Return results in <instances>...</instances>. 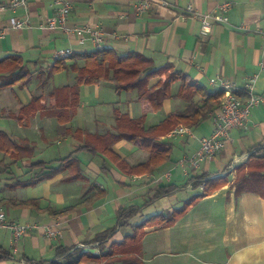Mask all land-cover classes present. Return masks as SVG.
Masks as SVG:
<instances>
[{"label": "crops", "instance_id": "crops-1", "mask_svg": "<svg viewBox=\"0 0 264 264\" xmlns=\"http://www.w3.org/2000/svg\"><path fill=\"white\" fill-rule=\"evenodd\" d=\"M8 1L0 0V60L18 54L40 75L52 65L59 49H95L89 38L80 41L76 34L40 26L54 14V0H27L25 6L15 8ZM69 1L68 24L100 27L104 32L102 46L119 54L140 52L155 66L171 62L209 89L216 88L214 82H233L244 99V84L259 70L264 37L258 30L264 29V0H231L226 22L214 24L207 34L200 32L199 21L186 7L190 4L216 13V6L224 0H168L171 7L156 5L142 14L135 13V0ZM17 18H27L26 25L11 27ZM75 83V72L66 68L45 82L35 79L33 88H0V132L20 145L7 154L0 150V202H13L3 205L10 219L35 225L15 243L7 230L0 229V246L11 255L0 264H26L24 258L53 259L61 249L83 245L111 228H115L113 238L119 242L150 215L170 213L187 198L198 195L207 178L231 173L237 160L256 149L264 150L263 102L251 107L246 127L232 129L225 147L199 161L198 166L180 159L192 155L199 148V138L211 132L210 118L192 128H197L195 137L162 135L161 144L171 146L170 159L152 171L130 172V167L149 159L147 151L123 137L110 146V154H93L78 149L82 145L79 139L84 138L80 130L114 132V109L134 119L143 115V124L149 127L181 110L183 102L165 99L160 110L144 112L135 91H116L109 82L80 84L75 113L60 123L51 114L54 107L49 93ZM92 88L96 89L95 99L84 101L83 95ZM97 89L104 94L100 96ZM254 92L264 95V70ZM39 95L44 97V108L19 120L20 108ZM68 155L78 160L80 178L61 172L33 185L12 187L18 180L29 181L32 163L43 160L57 165ZM169 184L175 186L170 194L153 199L158 187ZM27 200H36L37 207L18 205ZM64 209L68 210L64 214H51ZM122 209L129 213L120 220ZM49 226L60 235L46 237L44 230ZM143 232L138 255L146 264H264V198L255 192L236 197L234 187L225 183L204 194L172 224L146 225Z\"/></svg>", "mask_w": 264, "mask_h": 264}, {"label": "trees", "instance_id": "trees-1", "mask_svg": "<svg viewBox=\"0 0 264 264\" xmlns=\"http://www.w3.org/2000/svg\"><path fill=\"white\" fill-rule=\"evenodd\" d=\"M79 60H83L84 64L79 65ZM21 63L20 55H10L0 60V65L4 62ZM7 64V68L9 67ZM23 67V66H22ZM69 68L75 72L76 83L74 85H66L54 88L50 95V102L53 104L52 114L58 122L65 123L69 121L75 113L79 105L78 85L80 84H98L101 82H109L116 91L136 92V99L140 103L142 110L158 111L162 108L165 99H177L183 102L184 106L181 110L168 114L159 123L145 127L143 124V115L138 119L129 117L127 114L121 113L114 109V132H106L104 134H84L82 145L78 149L90 151L93 154L106 153L110 154V146L121 138H126L135 144L138 148L149 153V159L137 166L130 167L131 172L152 171L158 165L170 159L171 146L162 145L160 137L168 133L171 129L180 123L191 128L198 126L201 122L210 118V114L219 106L222 95L220 89H209L204 84L192 79L187 73L176 70L171 62H165L160 66H155L152 59L146 57L137 51H128L123 54L117 53L113 48L101 46L90 51L73 52L71 55L63 58H57L52 65L41 74V78L48 79L59 70ZM17 67H9V72L14 74L15 81H19L21 70L17 71ZM25 75V73H23ZM41 79V80H42ZM152 79H156L150 84ZM180 82L175 93H172L171 86L175 82ZM239 95V94H238ZM44 97L42 95L33 96L31 101L23 105L18 112V119H28L37 111L44 108L42 103ZM77 131V130H76ZM20 147L19 143L7 136L4 132H0V150L7 154L9 150ZM261 149L249 152L247 158L249 161L244 165L239 163V171L246 166L245 172L241 173L234 183V195L237 197L243 192H255L264 198V155H258ZM16 159V158H15ZM18 159V158H17ZM114 159L117 160L116 157ZM245 162V161H244ZM2 160H0V164ZM33 172L35 168L38 171L32 173L29 181H17L12 187L21 185H33L43 179L51 178L58 173L69 171L72 174L70 178H80L79 162L75 157L68 155L61 159L57 165L52 162L39 160L37 163L29 166ZM77 171V173H76ZM80 172V171H79ZM202 175L201 177H205ZM220 175L207 178L204 181L202 191L198 195L187 198L180 207L175 208L170 213H158L147 217L140 224L133 226L130 234L124 236L119 242L111 241L106 249L102 250V257L109 259L107 263L121 262V264H146L138 255L140 241L143 235V228L146 225L168 226L172 224L180 215L184 214L191 206H193L204 194L210 193L214 189L224 185L226 182L222 180ZM92 188L97 189L96 184ZM175 186L169 184L160 186L156 189L153 199L170 194ZM101 194V193H100ZM87 201V200H86ZM95 201V200H94ZM13 204L10 200H2L0 206ZM86 203V202H82ZM20 206L37 207L36 200H27L18 203ZM48 209V208H47ZM68 210L64 209L60 212H51L52 215H61ZM129 211L122 209L120 220L128 215ZM115 228L108 229L102 234L94 237L93 242L98 240V245L104 248V244L113 237ZM63 248L53 259H42L34 261L24 258L26 264H56L59 258L65 257L64 264H83L95 263L96 255L74 256L72 249ZM10 253L0 246V261L10 257Z\"/></svg>", "mask_w": 264, "mask_h": 264}, {"label": "built area", "instance_id": "built-area-1", "mask_svg": "<svg viewBox=\"0 0 264 264\" xmlns=\"http://www.w3.org/2000/svg\"><path fill=\"white\" fill-rule=\"evenodd\" d=\"M27 0H9L8 5L10 7L25 6ZM55 12L52 16L40 26L50 30H60L66 33L76 34L79 36V40L83 41L85 38H89L92 45L95 48H99L103 43V30L98 27H92L89 25H69L68 16L71 10V2L69 0H54L53 1ZM233 2L231 0H224L217 5L218 13L203 12L188 5L186 10L191 13L192 17L197 19L200 24V32L203 34L210 33L214 24L223 23L226 21L225 13L231 8ZM171 7V3L168 0H135L134 10L136 14H142L148 12L153 6ZM27 18L15 19L11 27L22 28L26 25ZM259 33L264 37V29H259ZM88 36V37H87ZM73 51L71 49H59L55 51L54 58H63L71 55ZM261 60L259 62V70L248 77L245 83V90L248 92V98L242 101L236 95L237 87L235 84L227 81H220L216 84L221 92V99L219 106L212 112L211 120L213 127L210 134L199 138V148L190 156L183 157L181 162H188L191 166H198L199 161L204 158L213 156L216 152L221 150L226 145V141L230 137L231 129L238 127L244 128L249 120V114L251 107L263 103L264 95H260L254 92L256 81L261 71L264 70V42L260 51ZM187 135L194 137V132L188 126L179 124L169 131L168 137H177ZM237 160L235 163H239ZM35 225L27 222H18L14 219H10L8 213L4 207H0V229L8 231L12 243L20 240L25 234L32 231ZM44 234L48 238H55L60 235V231L55 228L46 227Z\"/></svg>", "mask_w": 264, "mask_h": 264}, {"label": "rangeland", "instance_id": "rangeland-1", "mask_svg": "<svg viewBox=\"0 0 264 264\" xmlns=\"http://www.w3.org/2000/svg\"><path fill=\"white\" fill-rule=\"evenodd\" d=\"M233 5V4H232ZM232 7V6H231ZM216 10H217V12L215 13V14H217L218 13V9H217V6H216ZM226 22V21H225ZM224 23V22H223ZM79 62V65H83L84 64V61L83 60H79L78 61ZM7 64H9L8 62H4V63H2L1 65H0V88L1 89H4V88H9V87H13V86H18L19 88H24V87H26V86H28V85H30L32 88H33V82H34V80L36 79V80H38V82H39V80H41L42 78H41V74L39 75V73H36L35 71H32L29 67H28V65L26 64V63H24L23 61L21 62V63H18L17 61L15 62V63H11L12 65H10L9 64V67H17L18 69H17V71H19V69L21 70L20 72H22V73H20V76H21V78H20V80L19 81H15L14 80V77H12L14 74H11L8 70H9V67L7 68L6 66H7ZM23 66V67H22ZM177 70V69H176ZM23 73H25V75H23ZM38 78V79H37ZM47 79H42V82L44 81H46ZM153 80H156V79H152L151 81H150V84L152 83V82H154ZM220 82V81H219ZM227 82H229V81H227ZM177 83V84H176ZM231 83H233V82H231ZM180 84V82H175V83H173L172 84V86H171V91H172V93H175L176 92V90H177V87H178V85ZM233 84H235V83H233ZM29 86V87H30ZM237 87V86H236ZM217 89H219L218 87H216ZM54 89V88H53ZM53 89L50 91V92H52L53 91ZM47 91L45 92V94H47L48 92H49V89H46ZM244 92H245V94H246V98H241L239 95H238V92H239V88L237 87V92H236V95L238 96V98L239 99H241L242 101H245L247 98H248V92L245 90V84H244ZM97 92L99 93V95L101 96L102 94H104L102 91H98V89H97ZM95 95H96V89H94V88H92L91 89V91L88 93V95L87 94H85V95H83V100L84 101H90V100H92V99H95ZM124 95L122 94L121 96H120V99L123 97ZM119 99V98H118ZM221 99V98H220ZM177 100V99H176ZM219 103H220V101H219ZM177 109V108H176ZM161 113H162V111H161ZM160 113V114H161ZM51 114H52V111H51ZM212 114V113H211ZM211 114H210V119H211ZM212 121V120H211ZM180 124H183V123H180ZM179 125V124H178ZM183 125H185V124H183ZM213 125V124H212ZM186 126V125H185ZM176 127V126H175ZM189 127V126H188ZM213 127V126H212ZM191 128V127H190ZM235 128H238V127H235ZM192 129V128H191ZM234 129V128H233ZM172 130V129H171ZM195 131L197 130V128H195L194 129ZM194 130H192V131H194ZM232 130V129H231ZM67 131V130H66ZM231 132V131H230ZM169 133V132H168ZM168 133H167V135H168ZM210 134V133H209ZM195 135V134H194ZM187 136V135H186ZM205 136V135H204ZM195 137V136H194ZM202 137V136H201ZM230 138V137H229ZM229 140V139H228ZM227 140V141H228ZM226 141V142H227ZM199 145H200V143H199ZM258 153V155H264V150H260V152H257ZM185 157V156H184ZM211 157V156H210ZM183 158V157H182ZM181 158V159H182ZM180 159V160H181ZM43 161V160H42ZM245 161V162H244ZM249 161V159L246 157L245 159H243L242 161L240 160V162L239 163H241V162H243V163H241V165H245L247 162ZM38 162V161H37ZM37 162H34V163H32V164H35V163H37ZM250 162V161H249ZM238 163V164H239ZM31 164V165H32ZM237 164V165H238ZM239 167H237V166H235V167H233L232 168V170H231V173H224V174H222V175H220L219 177L222 179V180H224L226 183H229V185L230 186H232V187H234V183H235V180H236V178L241 174V173H243V172H245V170H246V166H244V168H242L240 171H239V169H238ZM30 169V168H29ZM35 171H38V168H35L34 170H33V172H35ZM32 172V173H33ZM65 173H67V175H70V174H72L71 172H69V171H64ZM76 173H77V171H76ZM77 174H80V172L78 171V173ZM232 184V185H231ZM0 207H3V206H0ZM5 208V207H4ZM111 241H114V242H117V240H115L113 237L112 238H110L105 244H104V248H102V246H100V245H98L97 243L99 242L98 240H96V241H94L93 242V240H91V241H89V242H86L85 244H83V245H80V246H75L73 249H72V253L73 254H75L74 256H80V255H83V260H84V257L86 256V255H96V256H98L99 258H94V260H95V262H96V264H105V263H107V261L109 260V259H107L106 257H102V250L103 249H106L108 246H109V243L111 242ZM64 259H65V257H62V258H59L58 260H57V263L56 264H64L63 262H64ZM86 261H84L83 262V264H86L85 263Z\"/></svg>", "mask_w": 264, "mask_h": 264}]
</instances>
